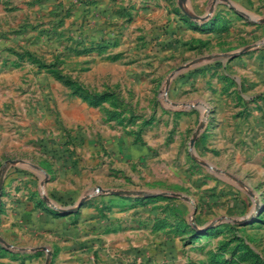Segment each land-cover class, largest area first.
Here are the masks:
<instances>
[{
  "label": "rangeland",
  "instance_id": "obj_1",
  "mask_svg": "<svg viewBox=\"0 0 264 264\" xmlns=\"http://www.w3.org/2000/svg\"><path fill=\"white\" fill-rule=\"evenodd\" d=\"M0 183V264L72 260L21 190L160 264H264V0H0Z\"/></svg>",
  "mask_w": 264,
  "mask_h": 264
},
{
  "label": "crops",
  "instance_id": "obj_2",
  "mask_svg": "<svg viewBox=\"0 0 264 264\" xmlns=\"http://www.w3.org/2000/svg\"><path fill=\"white\" fill-rule=\"evenodd\" d=\"M21 174L22 173L17 170H11L7 174L6 183L11 181L14 182L18 179H25L26 176ZM25 194L26 191L21 190L19 193L14 192L7 197L10 202L9 207H12L8 215L11 222H25L28 226H36L48 232L47 234H49L50 240H52L51 242L63 246V248L66 249L67 259L72 258V260H70L71 262L68 260L70 262L69 264H74L73 262L78 257L74 248L76 241H79L77 238L80 236L85 242L84 251L86 256H82V258L86 259L88 264H118L119 260L116 257V252L121 249L124 250L126 247L123 248V246H121L119 241L121 234L120 232H115L113 228L117 215L115 212L109 213L108 215H111L109 218H104L96 207H84L81 212L78 227H74L71 225L72 219L69 216L55 218L44 213L41 209L26 206L24 202L15 203L11 201L12 198H23ZM22 201H24V198ZM145 240L147 241V239ZM156 242L157 240H154L153 237L148 239L146 244L136 241V243L129 245L130 248L125 249V255L128 256L130 261H135L137 252L135 248H131V245L145 246L148 249L145 254L146 257L142 258L144 260H146V258H151V263L160 264L161 260L159 256L162 258L165 257L166 251H162L164 247L161 248V246L163 245L160 246V244Z\"/></svg>",
  "mask_w": 264,
  "mask_h": 264
},
{
  "label": "water",
  "instance_id": "obj_3",
  "mask_svg": "<svg viewBox=\"0 0 264 264\" xmlns=\"http://www.w3.org/2000/svg\"><path fill=\"white\" fill-rule=\"evenodd\" d=\"M195 140H196V138H193L192 140H191V146H193L194 145V142H195ZM1 183H0V189H1ZM74 209H71V211H73Z\"/></svg>",
  "mask_w": 264,
  "mask_h": 264
}]
</instances>
